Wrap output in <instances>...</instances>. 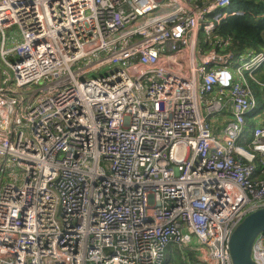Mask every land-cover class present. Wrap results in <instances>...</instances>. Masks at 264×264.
<instances>
[{
    "label": "built area",
    "instance_id": "2783aa9c",
    "mask_svg": "<svg viewBox=\"0 0 264 264\" xmlns=\"http://www.w3.org/2000/svg\"><path fill=\"white\" fill-rule=\"evenodd\" d=\"M192 1L0 0V264H232L264 208V52L213 37L232 0Z\"/></svg>",
    "mask_w": 264,
    "mask_h": 264
},
{
    "label": "trees",
    "instance_id": "16d2710c",
    "mask_svg": "<svg viewBox=\"0 0 264 264\" xmlns=\"http://www.w3.org/2000/svg\"><path fill=\"white\" fill-rule=\"evenodd\" d=\"M201 1V0H200ZM196 0L195 3L199 4ZM232 5L237 10H243L244 15L241 17H229L223 20L214 30L213 37L219 40V45L224 46L225 52H233L239 55L246 50H252L256 53L264 52V0H232ZM231 9V8H229ZM230 10L229 12H231ZM228 12V11H227ZM228 12V13H229ZM205 37V34H203ZM207 36V35H206ZM213 39L212 36H207ZM0 67V83L4 81ZM264 82V65L252 73V78H247V86L252 90L256 106L258 109H264V88L261 85ZM264 122V118H261ZM249 123L247 119L246 124ZM252 123L248 125V129L243 133L244 138L249 136ZM255 124V123H254ZM248 143V142H247ZM247 143L244 146H247ZM257 158L254 161L256 170L262 168ZM191 264H194L193 255L190 254Z\"/></svg>",
    "mask_w": 264,
    "mask_h": 264
},
{
    "label": "water",
    "instance_id": "95a60500",
    "mask_svg": "<svg viewBox=\"0 0 264 264\" xmlns=\"http://www.w3.org/2000/svg\"><path fill=\"white\" fill-rule=\"evenodd\" d=\"M264 232V208L246 215L237 223L228 238L232 264H256L251 257L256 237Z\"/></svg>",
    "mask_w": 264,
    "mask_h": 264
},
{
    "label": "rangeland",
    "instance_id": "374dc122",
    "mask_svg": "<svg viewBox=\"0 0 264 264\" xmlns=\"http://www.w3.org/2000/svg\"><path fill=\"white\" fill-rule=\"evenodd\" d=\"M166 2L164 1V2H162L160 5H159V9H158V11H157V13H161V12H166V11H169L172 7H173V4L172 3H170L169 5H166L165 4ZM199 41H200V43L202 44L203 42H204V35H203V33H200L199 34ZM7 61H9V62H11V60H12V56H7L6 58H5ZM234 63H236V66H235V68H237V67H240L241 66V64L243 63V60L241 59V60H235V62ZM0 67L1 68H3V69H6V66H5V64L1 61V58H0ZM6 73L8 74V75H12V73H10V72H8V71H6ZM242 77H244L245 79H246V81H247V77H246V74L244 73V72H242ZM252 90H253V88H252ZM251 90V91H252ZM264 118V113H263V110H261V111H259V112H257L256 114H254V115H251V116H249L248 117V120H249V123L247 124V126L250 124V123H254L255 122V119L256 118ZM221 118H219V117H217V116H210L209 117V121H211V122H214V121H219ZM246 126V127H247ZM245 127V128H246ZM185 255H188V253L185 251ZM183 262H182V260H181V258H180V256H179V252H176V254H175V264H182Z\"/></svg>",
    "mask_w": 264,
    "mask_h": 264
},
{
    "label": "bare ground",
    "instance_id": "6f19581e",
    "mask_svg": "<svg viewBox=\"0 0 264 264\" xmlns=\"http://www.w3.org/2000/svg\"><path fill=\"white\" fill-rule=\"evenodd\" d=\"M190 1H191V3H193L192 0H190ZM263 60H264V59L260 58V59H257L256 62L263 61ZM262 65H264V63H262ZM254 71H255V70H254ZM254 71H253V72H254ZM253 72H252V73H253ZM246 77L248 78V75H247V74H246ZM242 78H243V80L246 81V79H245L244 77H242Z\"/></svg>",
    "mask_w": 264,
    "mask_h": 264
},
{
    "label": "crops",
    "instance_id": "0c3cea01",
    "mask_svg": "<svg viewBox=\"0 0 264 264\" xmlns=\"http://www.w3.org/2000/svg\"><path fill=\"white\" fill-rule=\"evenodd\" d=\"M263 84H264V82L261 85H259V86H263Z\"/></svg>",
    "mask_w": 264,
    "mask_h": 264
}]
</instances>
